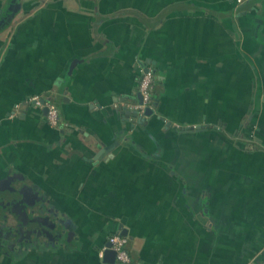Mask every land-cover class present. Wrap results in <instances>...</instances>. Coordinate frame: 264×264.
<instances>
[{
  "label": "crops",
  "instance_id": "crops-1",
  "mask_svg": "<svg viewBox=\"0 0 264 264\" xmlns=\"http://www.w3.org/2000/svg\"><path fill=\"white\" fill-rule=\"evenodd\" d=\"M14 2L0 264H118L100 251L120 226L138 264H264V0ZM140 63L154 73L141 117Z\"/></svg>",
  "mask_w": 264,
  "mask_h": 264
},
{
  "label": "built area",
  "instance_id": "built-area-1",
  "mask_svg": "<svg viewBox=\"0 0 264 264\" xmlns=\"http://www.w3.org/2000/svg\"><path fill=\"white\" fill-rule=\"evenodd\" d=\"M246 0H235L236 4H241ZM141 69V74L138 82V92L141 95V99L134 101L129 104L131 110H133L138 116H144L145 110L148 107L153 106V85H154V73L153 69L148 65L143 63L139 64ZM29 104L39 109L46 107L45 117L47 122L55 126L56 128H61L66 125L65 122L61 121L59 117V111L57 106L51 101L49 97L42 96L40 94L30 95L27 100ZM16 108L12 112V115L16 114ZM110 243L109 248L115 252V261L118 264H138L133 260L128 248V238L125 235L115 232L108 237ZM107 246H104L100 251L102 255ZM245 264H257L254 259H249Z\"/></svg>",
  "mask_w": 264,
  "mask_h": 264
},
{
  "label": "water",
  "instance_id": "water-1",
  "mask_svg": "<svg viewBox=\"0 0 264 264\" xmlns=\"http://www.w3.org/2000/svg\"><path fill=\"white\" fill-rule=\"evenodd\" d=\"M15 6H16V3L14 2V0H9L7 2L6 8L0 14V31L4 27H6L9 24V22L11 21L13 15L15 13ZM137 97H138V100L140 101L141 95L139 93H137ZM42 111L44 113H46V107L42 108ZM152 111H153L152 107L146 108L145 115H150L152 113ZM32 218L36 221V223H37L38 226H41L42 225L41 223H43L44 220H48L49 221V219H48L47 216L44 217L42 215L41 216H34ZM41 231H44L45 232V231H47V229H44L43 230L41 228L39 232H41ZM117 232H119L122 235H125L126 234V229H124L123 227L120 226L119 227V230ZM47 234L51 236V233L50 232H47ZM105 245L107 246V248L103 252V259L108 260L110 262H115V252L112 249L109 248V246H110L109 241H107L105 243Z\"/></svg>",
  "mask_w": 264,
  "mask_h": 264
},
{
  "label": "flooded vegetation",
  "instance_id": "flooded-vegetation-1",
  "mask_svg": "<svg viewBox=\"0 0 264 264\" xmlns=\"http://www.w3.org/2000/svg\"><path fill=\"white\" fill-rule=\"evenodd\" d=\"M234 2H235V0H234ZM235 3H236V2H235ZM241 4H242V3H241ZM43 223H44L45 225H47V227L50 225V223H49L47 220H44ZM47 232H49V231H48V230L45 231V234H46V235H48ZM48 236H50V235H48ZM51 236H52V235H51Z\"/></svg>",
  "mask_w": 264,
  "mask_h": 264
},
{
  "label": "trees",
  "instance_id": "trees-1",
  "mask_svg": "<svg viewBox=\"0 0 264 264\" xmlns=\"http://www.w3.org/2000/svg\"><path fill=\"white\" fill-rule=\"evenodd\" d=\"M153 98H154V94H153Z\"/></svg>",
  "mask_w": 264,
  "mask_h": 264
}]
</instances>
